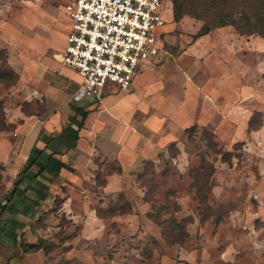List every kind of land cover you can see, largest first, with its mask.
I'll use <instances>...</instances> for the list:
<instances>
[{
	"label": "rangeland",
	"instance_id": "rangeland-1",
	"mask_svg": "<svg viewBox=\"0 0 264 264\" xmlns=\"http://www.w3.org/2000/svg\"><path fill=\"white\" fill-rule=\"evenodd\" d=\"M68 1L0 0V105L16 126L0 130V264H264L260 36L227 26L195 38L202 20L175 22L168 12L151 78L140 87L146 70L135 78L137 90L104 102L116 120L130 114L134 123L127 120L120 136L147 138V152L122 155L123 165L100 157L96 176L75 172L73 182L51 170L35 178L39 164L26 169L29 156L20 165L15 151L27 152L24 136L32 131L16 132L19 109L43 116L66 93L52 69L71 27ZM109 173L119 176L106 188ZM150 211L166 221L163 233ZM175 220L184 226L179 236ZM29 243L44 249L27 252Z\"/></svg>",
	"mask_w": 264,
	"mask_h": 264
},
{
	"label": "built area",
	"instance_id": "built-area-1",
	"mask_svg": "<svg viewBox=\"0 0 264 264\" xmlns=\"http://www.w3.org/2000/svg\"><path fill=\"white\" fill-rule=\"evenodd\" d=\"M168 12L173 19L170 0H69L71 27L61 59L81 78L72 97H100L107 83L130 90L165 49Z\"/></svg>",
	"mask_w": 264,
	"mask_h": 264
},
{
	"label": "crops",
	"instance_id": "crops-1",
	"mask_svg": "<svg viewBox=\"0 0 264 264\" xmlns=\"http://www.w3.org/2000/svg\"><path fill=\"white\" fill-rule=\"evenodd\" d=\"M69 31L70 27H68V32L66 34V43ZM65 47L66 44L59 53L61 64H57L56 71L55 68L52 69V76L58 78L60 83H63L62 85L66 87V89L63 88L66 93L65 95L59 96L58 101L53 99L52 107L51 104L50 106L46 105V112L43 116H38L36 113L27 114L23 109H19L20 112L18 118L20 119H17L19 120V127L16 128V132L19 133V131H22L28 134L32 131V133L29 135L23 133V135H25V143L27 144V152L23 154V152H19L20 150L17 149L15 151L17 153L15 158L19 160L21 165L26 161L34 146L38 149H45L47 153H52L53 158L56 159V161L64 164V166L60 168L58 174L54 173L56 175L55 178H58L60 181L67 180L68 182H73L75 172L78 173V175L93 173L96 176L97 167L95 168L94 166L97 165L96 161L100 157L112 156L116 159L119 158L121 165H123L122 155L125 157H136L137 159L140 153L147 152L143 149L144 146L142 144H148V139H137L138 137L136 135L132 137L131 131L126 137H121L120 131L125 129L124 123L129 120L127 125L131 126L134 123L132 122L133 118L129 116L130 114H126L127 116L122 118L124 121L116 120L110 116L113 114L108 115L106 113L104 102L107 99V96L123 90L116 84L107 83L103 88L100 97L85 96L80 100H75L72 97L80 85L81 78L75 71L63 64L61 57ZM161 60L162 57L160 55L140 70L137 75L139 78H141L142 73L149 70L142 75L140 82L141 88L147 83L148 79L151 78L150 76L153 74L152 66L161 62ZM134 84L135 79L132 87L135 91L137 89ZM62 85L59 84V86ZM109 85L115 86L114 91H111L112 89L108 87ZM54 87L55 86H52V88ZM68 87H75L73 93L69 94ZM52 92H54L53 89ZM98 101H102V104L100 105L101 108H99L101 109L100 112L98 110V112H96V107H98L99 103ZM129 117H131V119ZM174 119L175 120L171 122L172 126L175 124L174 122L178 121L177 118ZM159 124L160 123L156 124V127L160 126L162 128V124ZM161 128L156 129L155 131L163 134ZM99 130H103L104 132H100ZM76 134H78V137L74 138ZM140 142L141 145H139ZM151 144L157 146L158 140H155V142ZM14 147L15 146L13 145V148ZM13 148H11V150ZM100 160L101 159H99V161ZM118 176L119 175L116 173L109 174L108 183L104 186L110 188L112 183L118 180ZM78 180L81 182L83 181V179L81 180V176H78ZM83 182H85V180Z\"/></svg>",
	"mask_w": 264,
	"mask_h": 264
},
{
	"label": "trees",
	"instance_id": "trees-1",
	"mask_svg": "<svg viewBox=\"0 0 264 264\" xmlns=\"http://www.w3.org/2000/svg\"><path fill=\"white\" fill-rule=\"evenodd\" d=\"M173 4V19L175 22H180L185 16H191L203 21V25L196 33L195 38H199L210 34L216 29H223L227 26H232L240 35L260 36L264 39V0H171ZM3 73L0 74L2 78ZM5 108L0 105V130L15 129L16 126L7 123ZM192 128V127H191ZM190 128V129H191ZM78 134L74 138H77ZM49 140V139H47ZM48 144V143H47ZM29 160L26 161L25 168L28 169L39 164L38 174L50 171L57 173L64 166L53 158L52 153H47L45 149L33 147L30 151ZM57 162V163H56ZM121 172V169L118 170ZM111 174V173H109ZM108 174V175H109ZM18 183V181H17ZM149 199L146 198V201ZM104 209H96L97 216L104 218ZM114 213V211H112ZM123 213V211H120ZM115 214V213H114ZM111 214V215H114ZM147 216L158 224L162 233L166 221L153 211L147 213ZM177 230L180 233H185L184 226L175 220ZM44 249L39 243H29V247L25 249L27 252L39 251Z\"/></svg>",
	"mask_w": 264,
	"mask_h": 264
}]
</instances>
